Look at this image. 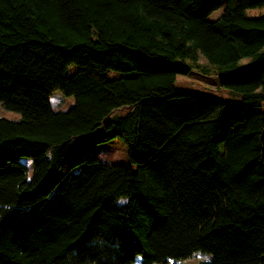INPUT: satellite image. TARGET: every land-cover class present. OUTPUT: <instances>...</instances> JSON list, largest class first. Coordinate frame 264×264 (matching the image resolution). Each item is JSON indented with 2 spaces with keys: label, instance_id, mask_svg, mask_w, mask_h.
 <instances>
[{
  "label": "trees",
  "instance_id": "1",
  "mask_svg": "<svg viewBox=\"0 0 264 264\" xmlns=\"http://www.w3.org/2000/svg\"><path fill=\"white\" fill-rule=\"evenodd\" d=\"M258 8L0 0V106L21 115L0 118V264H168L200 250L212 264H264V14H247ZM193 71L234 99L175 91ZM57 90L75 98L68 111L53 110ZM117 138L130 166L99 160Z\"/></svg>",
  "mask_w": 264,
  "mask_h": 264
},
{
  "label": "rangeland",
  "instance_id": "2",
  "mask_svg": "<svg viewBox=\"0 0 264 264\" xmlns=\"http://www.w3.org/2000/svg\"><path fill=\"white\" fill-rule=\"evenodd\" d=\"M223 8L212 13L209 19L215 20L223 13ZM250 17H257L264 14V8H258L249 10L247 12ZM243 64H247L248 60H243ZM77 67L73 66L67 70V75H72L76 71ZM175 91L181 92H194L205 94L219 100H231L234 96L227 90H221L218 79L213 75H205L202 72L193 71L189 75H179L175 82ZM238 100V99H236ZM50 103L54 111L65 112L75 105V98L73 96H65L61 91L57 90L50 96ZM127 109H122L121 112H126ZM0 118L8 119L12 121H18L21 119V115L17 112L4 109L0 106ZM104 125L97 129L96 134H100L104 131ZM98 156L101 163L104 164H118L124 166H130L131 162L128 156V150L126 143L117 138L111 142L104 143L98 146ZM24 163L31 165V160L28 158L23 159ZM205 260V256L201 251L195 252L194 255L186 260H171L168 264H200ZM134 264H142V257L137 256Z\"/></svg>",
  "mask_w": 264,
  "mask_h": 264
},
{
  "label": "clouds",
  "instance_id": "3",
  "mask_svg": "<svg viewBox=\"0 0 264 264\" xmlns=\"http://www.w3.org/2000/svg\"><path fill=\"white\" fill-rule=\"evenodd\" d=\"M202 252V254L205 256V260L207 262V264H212V258H213V254L210 252H203V250H200Z\"/></svg>",
  "mask_w": 264,
  "mask_h": 264
}]
</instances>
